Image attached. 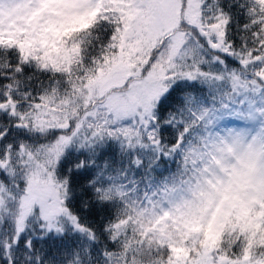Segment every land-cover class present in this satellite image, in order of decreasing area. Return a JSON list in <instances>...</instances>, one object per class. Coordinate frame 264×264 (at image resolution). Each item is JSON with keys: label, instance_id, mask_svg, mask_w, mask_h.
Instances as JSON below:
<instances>
[{"label": "snow or ice", "instance_id": "snow-or-ice-1", "mask_svg": "<svg viewBox=\"0 0 264 264\" xmlns=\"http://www.w3.org/2000/svg\"><path fill=\"white\" fill-rule=\"evenodd\" d=\"M0 264H264V0H0Z\"/></svg>", "mask_w": 264, "mask_h": 264}, {"label": "trees", "instance_id": "trees-1", "mask_svg": "<svg viewBox=\"0 0 264 264\" xmlns=\"http://www.w3.org/2000/svg\"><path fill=\"white\" fill-rule=\"evenodd\" d=\"M180 103H182V100L180 101ZM172 138L173 137L171 136L169 137V139H172ZM32 139L33 141L43 142L42 140H40L39 137H33ZM97 153H98L97 163H102L105 159H108V158L113 159L114 163L119 162V148L117 145H110V146H106L104 148L98 149ZM80 155L81 154L76 151L72 152V158H75ZM83 155L86 156L87 153L85 152ZM92 171L94 172L95 169L93 168ZM175 171H176V162L174 160H165L160 164L159 168L156 169V174H161L162 176L166 177ZM81 198L86 199L87 197L85 196L82 190L78 189L73 196L72 204H71L73 209L76 210L78 213L81 212L80 204H79V200ZM83 211L84 213L88 212L87 209H84ZM106 216H107V213L105 211L98 209L94 215H83L82 218L86 222H89L90 224L99 228L100 224L104 222V218ZM70 235L72 236L74 240L79 241L81 239L79 234L77 233H71ZM103 242L106 244H111L110 241H103ZM38 247H43V245H38Z\"/></svg>", "mask_w": 264, "mask_h": 264}, {"label": "rangeland", "instance_id": "rangeland-1", "mask_svg": "<svg viewBox=\"0 0 264 264\" xmlns=\"http://www.w3.org/2000/svg\"><path fill=\"white\" fill-rule=\"evenodd\" d=\"M225 124H229L231 126H238L239 122L236 121L235 119H226L224 121Z\"/></svg>", "mask_w": 264, "mask_h": 264}]
</instances>
